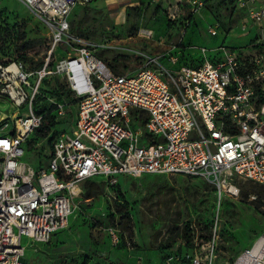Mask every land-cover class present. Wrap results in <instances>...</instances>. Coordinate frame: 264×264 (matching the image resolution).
I'll list each match as a JSON object with an SVG mask.
<instances>
[{"label": "built area", "instance_id": "obj_1", "mask_svg": "<svg viewBox=\"0 0 264 264\" xmlns=\"http://www.w3.org/2000/svg\"><path fill=\"white\" fill-rule=\"evenodd\" d=\"M19 1L48 26L51 45L41 67L0 65V92L28 107L27 115L13 113L0 124V264H28L23 238L51 241L67 226L81 185L99 176L110 182L120 175L199 176L215 184L221 200L239 195L238 180L264 184V0L237 1L243 30L257 26L255 41L221 44L214 56L201 46V58L186 62L176 46L169 53L142 52L146 62L133 75L113 71L94 54L106 46L73 32L70 14L97 0ZM220 28L216 22L208 31L218 35ZM71 42L76 52L55 61V52ZM165 57L170 67L161 62ZM59 75L78 99V132L55 135L47 165L35 171L20 160L23 144L43 123L34 110L42 86ZM54 103L65 115L66 106ZM216 217L205 241L191 224V240L171 251L167 264H264V233L233 260L221 261L219 212Z\"/></svg>", "mask_w": 264, "mask_h": 264}, {"label": "rangeland", "instance_id": "obj_2", "mask_svg": "<svg viewBox=\"0 0 264 264\" xmlns=\"http://www.w3.org/2000/svg\"><path fill=\"white\" fill-rule=\"evenodd\" d=\"M202 1L203 6L197 8L194 0H97L77 6L72 29L106 46H97L94 54L128 75L144 66L142 52L169 53L168 48L176 46L179 52L175 53L186 62L201 58V46L214 56L213 48L221 44L246 46L256 36L254 24H249L253 32L243 30L246 18L236 0ZM216 22L221 25L219 34L211 35L208 29ZM0 24L1 65L23 60L36 68L44 62L51 36L41 18L19 0H0ZM143 30H150L151 37L142 35ZM75 47L76 42L62 45L53 59L74 54ZM161 62L171 66L167 57ZM46 90L50 96L46 105L60 102L67 111L53 119L46 116L39 128L51 126L48 135L41 136L37 128L23 144L20 160L35 171L47 165L51 135L78 132V104L67 79L51 77ZM259 91L264 94V84ZM13 113L27 115L28 107H16L0 92V124ZM81 187L67 226L51 241L23 238L28 264H167V255L188 241L185 223H195L199 239L205 241L212 234L218 212L221 261L233 260L264 233V184L238 180L239 195L228 194L222 200L209 180L181 174L120 175L116 182L99 176ZM242 189L249 190L247 196L242 195Z\"/></svg>", "mask_w": 264, "mask_h": 264}, {"label": "trees", "instance_id": "obj_3", "mask_svg": "<svg viewBox=\"0 0 264 264\" xmlns=\"http://www.w3.org/2000/svg\"><path fill=\"white\" fill-rule=\"evenodd\" d=\"M237 1L238 0H236V5H237ZM238 6V5H237ZM1 30H2V25L0 24V32H1ZM103 60V59H102ZM199 61H200V59H198ZM16 62H24L23 60H19V61H16ZM25 63V62H24ZM44 63V62H43ZM43 63L40 65V66H38V67H41L42 65H43ZM107 63V62H106ZM9 64H11V63H8V64H5V65H2V66H7V65H9ZM26 64V63H25ZM108 64V63H107ZM192 64H195V62H192ZM1 65V64H0ZM27 65V64H26ZM109 65V64H108ZM29 66V65H28ZM110 66V65H109ZM111 67V66H110ZM33 68V67H32ZM37 68V67H36ZM113 71H115L116 73H122V72H120V71H116V70H114V69H112ZM49 80H46L45 81V83H44V85L42 86V94L40 95V96H38L37 97V99H36V101L34 102V110L38 113V114H41V115H43V119H45V117L46 116H48V115H51L52 116V119H53V116L54 115H58L57 114V110H56V108H57V106H56V104H55V106H50V107H48L46 104H47V102H48V100L50 99V96L48 95V92H47V90H46V83L48 82ZM259 93L261 94V96H262V98L264 99V94H263V92H260L259 91ZM75 101H77V103H78V99L77 98H75ZM52 107H54V108H52ZM75 117H76V115H75ZM51 127V126H50ZM50 127H48V128H44V127H41V128H39L38 130H37V133L38 134H41V136H47L48 135V133L50 132ZM54 137H55V135H51V137L49 138V144H50V148H51V145H52V141H53V139H54ZM89 181H92V180H88V181H86V182H89ZM241 193H242V195H244V196H247L248 195V193H249V190H245V189H242L241 190ZM191 224H193V222H191V221H189V222H186L185 223V226H186V228H187V233H186V239L188 240L187 242H189L190 240H191V238H192V234H193V230L191 229V227H190V225ZM195 224V223H194ZM196 225V224H195ZM188 234V235H187ZM182 248V246H180V249Z\"/></svg>", "mask_w": 264, "mask_h": 264}, {"label": "crops", "instance_id": "obj_4", "mask_svg": "<svg viewBox=\"0 0 264 264\" xmlns=\"http://www.w3.org/2000/svg\"><path fill=\"white\" fill-rule=\"evenodd\" d=\"M83 7H85V6H83ZM77 8V7H76ZM76 8L73 10V12L70 14V16H69V19H70V21H72V14L74 13V12H76ZM72 24V23H71ZM247 32H253V31H251V26L249 27V29L247 30ZM258 29L256 30V36L254 37V38H252L251 40H250V42L249 43H251V42H253V41H255L256 39H257V37H258ZM249 43H247V44H249Z\"/></svg>", "mask_w": 264, "mask_h": 264}, {"label": "bare ground", "instance_id": "obj_5", "mask_svg": "<svg viewBox=\"0 0 264 264\" xmlns=\"http://www.w3.org/2000/svg\"><path fill=\"white\" fill-rule=\"evenodd\" d=\"M14 66H11L10 68H13Z\"/></svg>", "mask_w": 264, "mask_h": 264}]
</instances>
